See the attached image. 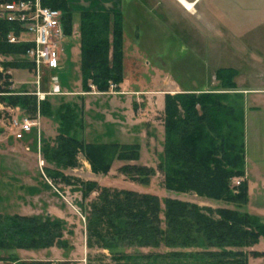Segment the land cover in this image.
Returning a JSON list of instances; mask_svg holds the SVG:
<instances>
[{
  "label": "trees",
  "instance_id": "1",
  "mask_svg": "<svg viewBox=\"0 0 264 264\" xmlns=\"http://www.w3.org/2000/svg\"><path fill=\"white\" fill-rule=\"evenodd\" d=\"M19 1L24 0H0V6ZM42 6L60 11L62 27L67 32L70 13L64 1H44ZM121 25L120 14H80L84 93L92 89L107 93L111 86L119 91L123 79ZM20 32L17 24L0 20V56L16 59L4 63V71L31 69L29 64L33 68L26 58L31 45L8 42L10 34L18 36ZM21 57L23 63L17 60ZM235 76L234 69H218L215 72L218 90H234ZM9 79L0 74L3 104L10 97L5 96L11 91ZM20 96L22 101L12 102V106H22L32 113L38 111L40 116L56 120L58 124L54 147L42 148L45 161L55 168H76L75 157L80 154L96 175H107L114 162L124 163L118 172L131 181L147 182L153 175L152 168L130 164L136 163L139 156L137 144L83 142L80 138L82 115L76 104L61 103L54 109L47 96L42 102L34 95L33 98L26 94ZM26 98L31 106L23 101ZM236 99L227 93L165 94L163 156L157 166V171L163 173L162 185L167 192L191 193L232 207L212 210L165 198L162 208L155 195L86 182L82 184L83 199L93 192L97 194L85 215L87 247L106 250L113 264H248V256H264L250 250L260 239L264 240V223L244 211L248 194L247 185L241 180L244 177L243 115ZM65 110L70 116L65 115ZM48 175L54 179L61 177L57 171H50ZM235 178L241 181L232 186ZM64 225L63 221L48 216L44 219L0 216V250L65 247ZM160 247L167 252L126 253L129 249Z\"/></svg>",
  "mask_w": 264,
  "mask_h": 264
},
{
  "label": "rangeland",
  "instance_id": "2",
  "mask_svg": "<svg viewBox=\"0 0 264 264\" xmlns=\"http://www.w3.org/2000/svg\"><path fill=\"white\" fill-rule=\"evenodd\" d=\"M223 1L215 7L221 10V29L217 27L220 20L216 21L217 24L212 23L211 17L208 18L211 29L202 28L208 23H200V8L203 5L200 2L193 13L174 7L169 12L135 14L136 22H133V18L124 19L121 25L123 79L119 91L125 94L110 96L115 103L111 102L118 104L119 108L114 109L113 104L114 107L109 106L110 97L105 95L87 96L84 99L85 112L82 101L71 102L70 97H52L55 95L53 93L46 97L54 109H58L61 103L76 104L82 115L80 138L83 142L137 144L139 156L136 163L130 164L152 168L153 175L147 182L131 181L121 175L118 172L124 165L121 162H114L105 176L93 174L85 169L88 164L84 167L81 163L83 157L80 154L75 157L78 171L55 168L52 163L45 161L42 148L45 145L54 147L58 134L56 120L42 117L38 111L32 113L22 106H12V102L22 101L20 95L25 94L30 98L34 95L38 102H42L45 97L40 94L43 99L38 100L35 94L38 89L41 90L42 80L47 83L51 77H56L61 91H84L79 13H70L67 32L63 30L58 44V69L47 70L41 67L39 78L35 66L32 68L30 64L31 69L23 66L4 71V63L16 59L0 56V74L2 77H10L11 90L5 94L10 96L6 98V104L0 101V216L18 215L40 219L48 216L65 224L62 231L65 247L0 250V264H113L106 250L96 246L88 248L86 245L85 215L89 203L97 196L93 192L83 199L82 184L86 182H95L99 187L155 195L162 208L165 198L212 210L232 207L191 193L167 192L162 185L163 173L157 171L163 156L165 94H170L174 89L180 91L175 94H199L200 89L212 88L215 83L214 72L219 68H233L236 71L234 82L239 87L249 86L250 81L258 79L257 72L251 68V60L252 57L264 59V21L261 19L260 0H244L242 9L249 12L242 13L240 10L227 12L230 7ZM217 32L221 33V38ZM25 37L31 39L29 35ZM17 60L22 62L24 59L21 57ZM110 91L114 92V89L110 88ZM23 101L31 106L27 98ZM26 115L39 120L42 117L45 123L42 124V121L39 130L34 129L25 139L17 140L13 136L11 121ZM65 115H69V111L65 110ZM107 119L109 122L125 123L124 131L117 128L119 123L108 124ZM50 171L59 172L61 177L54 179L48 175ZM235 180L232 179V186H235ZM250 250L264 253V240L260 239ZM134 252L165 253L167 250L163 247L157 250H126V253ZM248 264H264V256H248Z\"/></svg>",
  "mask_w": 264,
  "mask_h": 264
},
{
  "label": "crops",
  "instance_id": "3",
  "mask_svg": "<svg viewBox=\"0 0 264 264\" xmlns=\"http://www.w3.org/2000/svg\"><path fill=\"white\" fill-rule=\"evenodd\" d=\"M49 1V0H41V2ZM65 3L66 9L69 13H106V14H120L122 18V22L129 18H133V22H136V18H134L135 14H152L154 12H169L170 10L175 8H179L180 10H184L185 12H189L182 3L189 4L191 6L192 11L189 13H193L196 6L201 5L200 8V23H208L207 25H203L202 28L209 30L211 29V25L208 18L211 17L212 23L217 24V20L219 19V23L217 27H221V19L219 13L221 10H216L218 4H220L223 0H62ZM244 0H224L223 3L228 4L230 10L227 12H238L240 10L243 12H249L245 9H242ZM260 9H261V19L264 21V0H260ZM233 9V11H232ZM216 15H212L215 14ZM224 13V12H223ZM218 15V16H217ZM232 19H234L232 17ZM62 24V22H61ZM216 27V28H217ZM63 28V27H62ZM221 29V28H220ZM216 30V29H214ZM222 32V31H221ZM218 36L221 38V33L217 32ZM251 60V68L257 72L258 79L250 81L251 85L246 87L236 86L232 91L222 92L218 90V83L215 81V72H214V84L212 88L200 89V94L205 93H227L230 96L236 97V101H238L239 106L241 107L242 115H243V136H244V177L243 180L247 185V194H248V202L245 206L244 211L250 215L258 217L264 223V63L263 60H259V58L252 57ZM260 63V66H259ZM231 68V67H230ZM222 69V68H219ZM233 69V68H231ZM10 74V73H9ZM50 80L46 83L42 80L41 90L38 89V93L42 94L44 97L52 93V88L57 87L58 93H53L52 97L61 96V97H70L71 100L82 101L84 104V112H85V101L84 99L87 96H120L124 95L122 91H110L111 93H97L94 92L93 89L89 93H84V91H61L57 84V80L55 82ZM112 92L114 94H112ZM180 92L177 89L171 90L170 94H175ZM199 92V91H197ZM37 95V94H35ZM80 97V100L77 99ZM109 99V106L114 107V109L119 108L118 104L115 103L112 99ZM43 99V98H39ZM113 101V103L111 102ZM112 104L114 106H112ZM123 108V107H122ZM113 109V108H112ZM125 113V112H124ZM24 118V117H23ZM22 119V118H21ZM43 121V122H42ZM45 123L44 118H40L38 123ZM108 123L109 120L107 119ZM113 125L119 122L111 121ZM108 123V124H109ZM120 125H116L117 128L120 127L122 131H124L123 126L125 127V123H119ZM122 125V126H121ZM34 129H32L33 131ZM31 131V132H32ZM14 135V133H13ZM29 134L25 135L29 136ZM24 138V139H25ZM88 143V142H86ZM81 163L84 165L87 162L83 159ZM82 169V168H81ZM86 170L89 169V165L85 167ZM72 171H78L77 168H73ZM91 171V170H90Z\"/></svg>",
  "mask_w": 264,
  "mask_h": 264
},
{
  "label": "built area",
  "instance_id": "4",
  "mask_svg": "<svg viewBox=\"0 0 264 264\" xmlns=\"http://www.w3.org/2000/svg\"><path fill=\"white\" fill-rule=\"evenodd\" d=\"M0 20L17 24L20 27V34L18 36L10 34L8 42L31 45L26 53V58L35 66L37 78H39L41 67L47 70L58 69V44L63 35L60 11L43 7L41 0H24L1 5ZM25 35L31 36V39L27 40ZM55 80L52 78L53 82ZM52 93H58L57 87L52 88ZM36 96L40 98L39 93ZM39 98L38 100H40ZM38 120L39 118H14L11 121L14 138L19 140L29 134L32 129L39 130ZM240 181V179L235 180V186Z\"/></svg>",
  "mask_w": 264,
  "mask_h": 264
},
{
  "label": "bare ground",
  "instance_id": "5",
  "mask_svg": "<svg viewBox=\"0 0 264 264\" xmlns=\"http://www.w3.org/2000/svg\"><path fill=\"white\" fill-rule=\"evenodd\" d=\"M182 4L185 6V8H186L189 12L192 11L191 6H190L189 4H186V3H182Z\"/></svg>",
  "mask_w": 264,
  "mask_h": 264
}]
</instances>
